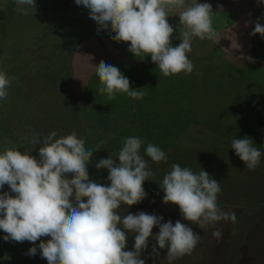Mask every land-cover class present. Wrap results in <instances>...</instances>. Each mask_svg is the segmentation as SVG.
Instances as JSON below:
<instances>
[{
    "label": "rangeland",
    "instance_id": "rangeland-1",
    "mask_svg": "<svg viewBox=\"0 0 264 264\" xmlns=\"http://www.w3.org/2000/svg\"><path fill=\"white\" fill-rule=\"evenodd\" d=\"M8 1L0 0V17L9 13L0 24V142L11 140L9 148H0V264H17L25 251L21 247L43 255L44 264H264V162L259 158L264 155V58L222 55L215 49L218 40L202 34L163 47L151 58L148 51L139 56L137 23L143 16L135 5L181 0H89L88 6L86 0H16L12 7ZM241 1L264 3L223 2L236 8ZM86 6L97 13L94 35L106 39L107 31L114 45L115 34L122 58L105 67L106 77L97 84L104 99L92 90L93 79L85 94L79 82L67 92L61 75L57 80L62 68L45 70L42 64L48 54L58 65L65 39L83 37L72 34L87 22ZM25 31L29 39L21 42ZM118 68L124 71L115 81ZM46 71L56 81H46ZM162 79L169 84L162 85ZM145 94L158 104L152 114L141 109L148 104L141 100ZM93 98L95 108L113 116L136 124L142 118L145 130L135 127L131 135L122 130L118 140L121 128L103 113L112 120H104L98 134L97 120L84 116L90 112L83 100ZM117 99L122 103L115 106ZM29 125L34 131L27 138ZM156 131L168 136L163 152L164 139ZM46 143L57 153L68 146V159L45 160ZM34 152L36 165L71 172L49 175L66 200L53 199L51 189H46L50 198L30 195L35 178L26 177ZM196 169L204 173L198 178L201 194L189 181ZM29 204L40 218L27 215ZM13 247L18 249L12 255Z\"/></svg>",
    "mask_w": 264,
    "mask_h": 264
},
{
    "label": "crops",
    "instance_id": "crops-1",
    "mask_svg": "<svg viewBox=\"0 0 264 264\" xmlns=\"http://www.w3.org/2000/svg\"><path fill=\"white\" fill-rule=\"evenodd\" d=\"M184 1L185 0H181V2L178 3L171 1L168 4L154 6H148V3L143 5L134 4L138 8L135 11L143 16L137 23L141 32L140 43L137 47L139 56L145 57L148 51L151 58L152 53L163 51V47L171 48L174 46L173 43L178 41L191 42L195 37L202 34L203 38L206 40H209L210 37L218 40L215 49L222 52V55L224 53H231L239 58H249L253 60H261L264 58V3L257 5L248 3L245 5L242 4L243 1H241L237 3L236 8H233L223 2L224 0H216L209 4H205L204 0H190L186 5H182ZM8 2H10V0ZM86 11L87 13L90 11L87 9V6ZM108 11V9L105 10V12ZM2 22L4 21L0 19V24H2ZM99 25L101 26L102 22L99 21ZM104 33L106 39L97 37L94 34H91L85 39L84 42L78 46L70 62V69H72V73L74 74L72 82L81 83L78 84V86L82 88V94H85V91L90 88L88 83L93 79L95 87L92 90L103 99L104 97L101 92L103 87L97 84H100L102 79L106 77L103 75L107 74L105 67L112 63L111 61L114 58H116V63L120 64L122 62L121 56L119 53L117 54L116 51V42H118V38L115 37V34H111L115 40H113L114 45L110 44L107 31H104ZM224 50L225 52H223ZM142 53H144V55ZM155 55L156 54H154V57ZM80 56H82L83 59H81L82 57L79 58ZM95 57L98 58V61L91 64ZM122 57L132 58L126 55ZM123 71L124 70L121 68L117 69L115 81L118 80V77ZM148 80L149 86L152 87L150 83L151 77ZM72 82L71 84L74 86ZM160 83L162 85L169 84V82L164 79L160 80ZM117 89L119 93L122 91L120 88ZM141 100L148 102L147 105H143V108H141L148 111L143 114H152L153 111L159 109L154 107L158 104H155L154 102L156 101L152 100L150 97L142 98ZM83 102V105L90 112V116H84L89 121L97 120L94 125L99 134L103 130V126L106 125L104 120H112L108 119V115L103 116L102 114L110 112L95 108L94 106L98 104L95 98L89 100L84 99ZM164 102L167 105L170 104L169 101ZM121 103L122 99H117L113 105L118 106L121 105ZM102 105L105 106L108 104L105 103ZM146 108H149V110ZM110 116L113 118V121L117 123V127H119V129L121 128L120 134L116 136L118 140H121L120 135L122 136V130L125 132H123V135H131L132 129L135 127L141 130H145L146 128L145 121L142 118L137 119L136 124L133 120H128L122 115L116 114L113 116L112 113H110ZM200 123L201 121L199 120V124ZM123 126H125L126 129H123ZM114 132L116 134V131ZM156 132L159 137L164 139L161 146L169 141L165 131H163V133ZM140 146L143 149V146ZM150 147L151 145L147 148ZM262 161L264 162V158Z\"/></svg>",
    "mask_w": 264,
    "mask_h": 264
},
{
    "label": "trees",
    "instance_id": "trees-1",
    "mask_svg": "<svg viewBox=\"0 0 264 264\" xmlns=\"http://www.w3.org/2000/svg\"><path fill=\"white\" fill-rule=\"evenodd\" d=\"M15 1L16 0H10V2H9L10 5L9 6L12 7L13 4H15ZM38 2H40V0ZM88 2H89V0H86L87 6H88ZM92 2H93V0H92ZM87 9L90 10V8H88V7H87ZM8 14L9 13L4 12V14L2 15V17H0V19H2L3 21H5V23L8 20ZM86 14L88 16V20H87V22H83V23H85V25L88 24V29L87 30L84 29L85 28V25H83L81 28L77 29L72 34V36L74 34H76L77 36H83V37H74L72 39L71 38L65 39L63 45L60 47L61 48V52L58 54V59L60 60V63L58 65H53L54 64L53 63V58L54 57H49L48 54H47L48 61L42 63L45 66V68H44L45 70L46 69H49V70L52 69L53 70V68L56 69L59 66L62 68L60 70V73L57 74V80L59 78V75H61L60 79L62 78V80H61L62 81V84H63L62 87L67 92H68V90L70 88V84H71L70 82H72V78H73V75H74L72 73V69H70L71 68V66H70L71 65L70 64L71 59L73 58V56H74V54H75L78 46L82 43V41H84L85 39H87L91 34H94V30H95V27H96V24H97V21H98L97 20V13L96 12L94 13V12H90L89 11V13L86 12ZM98 25H99V22H98ZM12 27L13 26L11 24L10 29H12ZM25 33H26V31L23 33L22 38H20V41L21 42L24 41V37H26V36L29 39V35H25ZM1 37H2V35H1ZM32 38H33V40H36L34 38V36ZM54 60L56 61L55 58H54ZM25 62H26L25 60L22 61V63H24V64H25ZM32 64L34 65V63H32ZM48 72L49 71H46V72L42 73V76H43V78L46 81H48V82L49 81L50 82L52 81L53 82L55 80L54 79V75L50 76V75H48ZM31 73L34 74V70L31 71ZM30 76H31V74H30ZM73 98H74V96H73ZM50 121H51V119L49 117L48 120H47V122L49 123ZM198 123H199V121H198ZM45 126H46V131L49 132L51 130V128H49L48 126H51V125L50 124H46ZM37 127H38V125H37ZM13 128L14 127H12L11 129L13 130ZM32 131H34V128L32 127V125H29V131L26 134L27 138L30 135V133H32ZM180 131H182V128H181ZM177 132H179V131L177 130L176 133ZM27 138H26V140H27ZM83 138H87V137H83ZM65 139L68 140V137H66ZM165 139H167V138H165ZM22 142L24 143V141H22ZM10 143H11V140H6L4 142H0V148H2V150H6L7 148H9ZM80 145H83V144H80ZM164 145H163L162 151H163V149L164 150H167L166 149L167 148V145L166 146H164ZM67 149H68V146L65 145L64 148L59 149V150H62V152L57 153L56 150L55 151H52V147L48 143H46L43 146V158H45V160H47V161H49L50 159H52V157H54V156L59 157L61 160L68 159V154L66 153V150ZM78 152L79 153H77L76 156L78 158H81L80 156L82 155V153H81V151H78ZM37 154H38L37 152L32 153L31 156H30V161L31 160H34L36 158V155ZM260 156H261L260 157V160L262 161L263 158H264V155L262 153H260ZM19 159H20L19 157L17 159L15 158V161H14V163L12 165L13 169L19 167L18 166L19 165V161H18ZM74 164L77 165V163H74ZM29 165H30V168H29L30 169V174L27 175L26 179H27V181H32L35 178V182L31 186L32 188H31L30 195L42 196V197H48V198H50L48 196L49 193L46 192V189H51V190H53L55 192V194H54L53 191H52V198L53 199L56 198V197L57 198L58 197L59 198L62 197L64 200H66L65 196H62L60 193H58L57 191H55L53 189L54 186H55V183H51L50 182L51 180H50V176L49 175H50V173H57V171H58L63 177H67V176H69L71 174V172H69L68 169H65V168H55V167L48 166V165H46V166H40V165H36L34 163V161H31ZM179 169H181V172H190V170H187L186 167H179ZM34 172H36V173H34ZM180 173L179 174L178 173H176V174L173 173V174H171V176L177 177L178 175H180ZM195 173L197 174V176H194V179H191L189 181H191V183L194 185L192 187L193 188L194 187L196 188V192H198V193L201 194V190H200V187H199V180H198V178H199V176H202V174H204L203 173V169H196L195 170ZM41 181H43V182H41ZM181 182H183V181H181ZM186 182H188V181H186ZM180 185H182V184H180ZM263 202H264V198H262V203ZM20 203H21V206H22L23 205L22 202H20ZM33 206H34V204L33 205L32 204H29V208H28L29 213L27 215L30 216V217L32 216L33 219H38L41 216H38L34 212H31V211H34V207ZM47 219L49 220V219H51V217H47ZM47 219L44 217V220H47ZM52 226L54 227L53 230H55V228L58 227V225H52ZM65 226L66 225H59V227H64V228H65ZM48 231H50V229L47 230V231H45V232H48ZM47 239L48 238L43 237V234L40 237V240H41V242H42L43 245H46L44 243H48V240ZM21 248L23 250H25V251H24L23 254H21V257H19V259L17 260V264H32V262L35 261V260L39 262L38 264H44L45 259H44V256L43 255L41 257L38 253L32 251V249L29 250V248H25V247H21ZM17 249H18L17 247H13L11 254L13 255V253L17 252L16 251ZM37 250L39 251V249H37ZM9 253H10V250H9ZM81 263H82V261H81ZM1 264H3V263H1Z\"/></svg>",
    "mask_w": 264,
    "mask_h": 264
}]
</instances>
